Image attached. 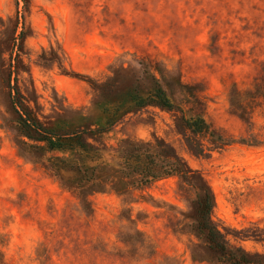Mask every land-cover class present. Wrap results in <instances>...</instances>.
<instances>
[{
	"label": "rangeland",
	"instance_id": "374dc122",
	"mask_svg": "<svg viewBox=\"0 0 264 264\" xmlns=\"http://www.w3.org/2000/svg\"><path fill=\"white\" fill-rule=\"evenodd\" d=\"M152 76L180 110L147 106L109 127L102 94L123 104L142 84L146 97ZM10 77L45 127L108 129L88 139L102 156L96 190L52 168L69 154L23 144ZM183 116L229 142L205 139L195 155ZM157 141L211 188L230 245L264 256V0H0V264H214L187 181L114 184L122 149Z\"/></svg>",
	"mask_w": 264,
	"mask_h": 264
},
{
	"label": "trees",
	"instance_id": "16d2710c",
	"mask_svg": "<svg viewBox=\"0 0 264 264\" xmlns=\"http://www.w3.org/2000/svg\"><path fill=\"white\" fill-rule=\"evenodd\" d=\"M26 2V1H25ZM24 33L21 34L23 36ZM14 82V85L11 83ZM10 89V104L16 115V128L19 135L25 139L23 144L34 156H44L61 152L71 157H50L52 168L59 173H70L74 176L71 184L84 190L89 186L95 189L98 184L99 163L101 153L89 143L88 139L98 140L108 129L64 130L45 127L32 113L21 94L17 79H8ZM133 89L125 93L122 103L111 102V93L102 94L107 104L113 105L110 110L101 107L102 115L107 116V123L123 118L128 112L139 110L147 106L161 110H180L171 99L163 85L155 77H150V86L145 96L142 95V84H133ZM103 90V88H102ZM116 98V97H115ZM121 106H117L120 105ZM179 128L186 139L187 146L197 156L203 155L205 139L220 148L227 141L222 135L212 129L211 125L202 117L183 116L179 121ZM27 140V141H26ZM121 165L115 174L116 184L121 188L144 187L169 177L178 176L187 181L196 191L194 203L195 231L205 240L214 264H264V256L249 254L242 248L232 247L226 234L221 231L212 219L215 197L211 188L200 179L194 182L191 171L174 149L162 141L155 145L149 143H130L121 152ZM199 179V178H195ZM96 190V189H95Z\"/></svg>",
	"mask_w": 264,
	"mask_h": 264
}]
</instances>
